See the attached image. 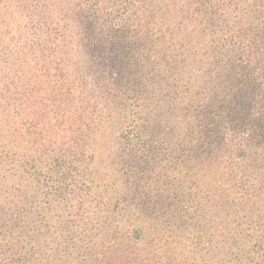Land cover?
<instances>
[{
    "label": "trees",
    "instance_id": "1",
    "mask_svg": "<svg viewBox=\"0 0 264 264\" xmlns=\"http://www.w3.org/2000/svg\"><path fill=\"white\" fill-rule=\"evenodd\" d=\"M73 8L93 36L92 51L86 52L101 71L95 81L112 87L111 123L120 130L117 139L124 151L118 163L121 176L135 182L146 174L149 163L161 162L157 170L168 172L173 185L176 171L168 167L171 158L163 148L162 153L151 149L171 131L181 141L177 144L178 149L181 144L179 160L184 162L181 170L188 173L185 161L193 159L194 169L198 166V173L211 177L204 187L234 208L236 219L250 217L247 207L254 206L257 196L246 201H238L237 196L246 178L264 174V0H78L71 7L50 5L49 13L70 14ZM126 28L133 30L132 42L119 47L115 39H123ZM139 66L149 76L144 93L138 91ZM2 86L0 79V92L13 90ZM94 134L85 137L90 140ZM61 151H46L50 154L41 163L28 152L13 154L10 162L14 172H20L21 182L41 180L46 184L45 197L65 203L66 212L60 211L66 215L67 228L60 221L65 230L58 235L63 255L53 257L42 232L53 210L43 212L42 218L4 199L0 264L184 262L176 253L174 231L160 222L158 207H148L159 203H149L146 191L136 184L139 207H130L128 198H118L116 206L109 207L111 195L123 189L121 181L117 189L107 188L92 177L89 164ZM77 151L83 153L81 148ZM98 190L103 207H71L79 196L82 206L87 205ZM93 238L98 242L93 243ZM112 239L117 241L111 245ZM144 245L148 246L140 250ZM249 254L234 258L233 264H253L259 256ZM35 255L41 257L38 263Z\"/></svg>",
    "mask_w": 264,
    "mask_h": 264
},
{
    "label": "rangeland",
    "instance_id": "2",
    "mask_svg": "<svg viewBox=\"0 0 264 264\" xmlns=\"http://www.w3.org/2000/svg\"><path fill=\"white\" fill-rule=\"evenodd\" d=\"M77 2L0 0V79L2 88L13 89L9 93L0 92V149L4 157L0 164V182L4 187L0 189V210L5 200L16 201L19 208L42 218L43 212L53 210L46 217L42 232L50 243L53 257L63 255L58 248V235L66 226V215L60 211H65V203L53 196L45 197L46 184L41 180L21 182L20 172L16 174L10 162L13 154L28 152L34 161L41 163L42 158L50 154L46 151L61 148V153L68 157L73 154L74 161L80 159L85 165L89 164L92 177L107 188L117 189L121 181L119 185L123 189L111 195L109 207L116 206L118 198H128L130 207H139L136 184L148 193L149 203L158 202V206L148 207H158L160 222H167L174 231L176 253L184 260L182 264H233L236 257L251 256L249 252L259 256L253 264H264V174L244 179L238 201L256 196L257 201L253 207H247L250 217L240 219L235 218V209L223 204L214 190L204 187L211 177L204 171L198 173L199 167L194 169L193 159L185 161L188 173L181 170L184 163L181 164L178 155L181 144L177 148L181 141L174 132L170 131L151 145V149L159 153L163 148L171 158L168 167L176 171L173 185L168 172L163 175L157 170L161 162L149 163L146 174L135 182L121 176L118 163L121 164L124 151L117 139L120 130L111 123L115 102L108 95H113L112 87L104 80L95 81V77H101V71L86 52L92 51L93 36L83 17L77 15V9H71L70 14L67 10L65 14L49 13L50 5L71 7ZM126 30L129 31L123 39H115L119 47L132 42V28ZM139 69L138 91L144 93V87L150 85L149 76L143 66ZM90 132L95 134L89 140L85 135ZM166 139L170 143L165 142ZM101 191H96L85 206L79 196L71 207H103ZM60 215L63 218L59 219ZM60 221L65 226H60ZM116 241L110 240L111 245ZM94 242H98L97 238H93ZM147 246H141L140 250ZM34 259L38 263L41 257L35 255Z\"/></svg>",
    "mask_w": 264,
    "mask_h": 264
}]
</instances>
